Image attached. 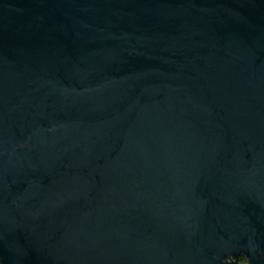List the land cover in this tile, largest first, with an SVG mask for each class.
<instances>
[{
  "label": "water",
  "instance_id": "water-1",
  "mask_svg": "<svg viewBox=\"0 0 264 264\" xmlns=\"http://www.w3.org/2000/svg\"><path fill=\"white\" fill-rule=\"evenodd\" d=\"M264 264V0H0V264Z\"/></svg>",
  "mask_w": 264,
  "mask_h": 264
},
{
  "label": "flooded vegetation",
  "instance_id": "flooded-vegetation-1",
  "mask_svg": "<svg viewBox=\"0 0 264 264\" xmlns=\"http://www.w3.org/2000/svg\"><path fill=\"white\" fill-rule=\"evenodd\" d=\"M234 261H237L239 264H248V259L245 256H240L234 259Z\"/></svg>",
  "mask_w": 264,
  "mask_h": 264
}]
</instances>
